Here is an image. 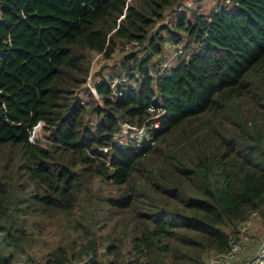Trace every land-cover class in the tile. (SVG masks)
I'll return each instance as SVG.
<instances>
[{
  "label": "trees",
  "instance_id": "1",
  "mask_svg": "<svg viewBox=\"0 0 264 264\" xmlns=\"http://www.w3.org/2000/svg\"><path fill=\"white\" fill-rule=\"evenodd\" d=\"M185 2L0 0V264H203L238 223L264 218V0H217L189 17L176 12ZM170 46L169 58L183 50L152 77ZM116 54L91 92V58ZM149 109L164 112L155 144L112 147ZM36 126L45 141L31 143ZM95 179L116 192L89 213L127 214L103 260L91 231L33 254L41 229L28 220H69Z\"/></svg>",
  "mask_w": 264,
  "mask_h": 264
},
{
  "label": "rangeland",
  "instance_id": "2",
  "mask_svg": "<svg viewBox=\"0 0 264 264\" xmlns=\"http://www.w3.org/2000/svg\"><path fill=\"white\" fill-rule=\"evenodd\" d=\"M217 5V0H197L194 4L193 7L194 9L196 8L199 12L202 13H208L215 9ZM190 8H187L186 15L189 17L190 15ZM177 18V14L173 15L171 17L172 21ZM172 47H168L165 51V56H169L172 51ZM134 49V51L138 50ZM121 54H116L113 58H111L109 61H104L102 58H99V56H93L91 58L90 62V80L87 81V84L89 86H92L94 83V80L97 81L101 76L97 75H102L106 76L108 75L109 70H112V66L115 65V63L118 61L119 57ZM167 59L166 57H163V59ZM169 58V57H168ZM160 66V62L158 65V68ZM168 66H170L168 64ZM46 133L41 129L40 130V135L38 136L39 139H44V136ZM90 192L89 195H87V198L90 201L89 205L83 206V211L79 210L76 211L75 215L70 217L69 220L64 219L63 217L55 218L52 220L48 219H30L28 220L29 223L37 224L39 228L41 229V234L35 236L36 238L39 239V242L36 243L32 248V253L36 254L37 257L46 250L47 248L56 245L59 243L61 240L63 241V238L69 233L72 234L73 238L77 240V244H80V242L85 241V237H91L88 236V232H92L96 235L97 240H98V245L95 251V257L97 259L103 260L104 258V253H101L102 249L105 243V239H107L108 234L114 235V237H119L121 234V230H127L126 225L124 223H121V225L118 227L117 230L111 231L117 223H119V220H124L125 223L127 222V214L122 215V217L115 216L111 218V220L105 222L104 219H101L100 212L99 214H90V209L95 212L96 209H99V204H101L102 201H104L108 196H114L116 189L108 182L100 181L98 179H95L91 185H90ZM82 198V197H81ZM101 201V202H100ZM90 207V208H89ZM97 217H96V216ZM83 219L86 220L84 225L82 227L77 228L76 231H73L72 227L77 226V222H84ZM99 219L97 221V224L95 225V220ZM251 226L249 227L247 234L244 236H238V241L240 245L242 246V251L241 253L237 256L234 262L231 264H240L245 257H249L252 254H254L258 248L260 247L261 243L264 240V218L259 217L258 215L255 217H251L250 219ZM102 222V223H101ZM30 225V224H29ZM125 225V226H124ZM35 234H38L36 230H34ZM127 246L123 248L122 252H127ZM212 254H208L204 260L203 264H208L209 260L211 259ZM87 260V258H86Z\"/></svg>",
  "mask_w": 264,
  "mask_h": 264
},
{
  "label": "built area",
  "instance_id": "3",
  "mask_svg": "<svg viewBox=\"0 0 264 264\" xmlns=\"http://www.w3.org/2000/svg\"><path fill=\"white\" fill-rule=\"evenodd\" d=\"M197 0H186V2L177 9V13L186 11L187 8H190L193 6V4ZM224 3H227V0H224ZM133 45H125L122 50L128 51L132 49ZM176 51L173 53V55L168 58L164 59L160 62V66L158 68L157 73H153L152 71H149V74L156 78L160 76L162 72H165L167 70L168 64L172 60V58L176 55L182 52L183 48L181 46H178L174 48ZM135 78L137 80H141L138 75L134 74ZM90 80V75L87 79V81ZM99 80L96 81V83ZM128 81V76H120L118 78H113L109 80L108 84L110 89L112 90L113 98L118 97V94L116 93L115 89L116 86L119 84H123ZM86 86L90 89L91 92H93V85L89 86V84L86 83ZM151 112H155L154 114L150 115V117L139 127H131L127 124H120L119 129L113 134L111 138V144L112 147L121 148V149H128V150H134L137 151L143 147L153 146L155 144V135L156 132L159 130L160 127V117L164 114L162 110H155V109H149ZM40 128L39 126H36L32 129V131L29 134V140L31 143H39L42 141H45L44 139H39L40 135ZM43 130V129H42ZM109 149L104 148L103 152L107 153ZM257 216L256 213H252L251 216L241 223H238L235 226L236 233L229 235L228 240V250L224 253L215 254L211 259L209 260L208 264H230L235 261L237 256L242 251V246L240 245L238 241V236H244L247 234V231L249 227L251 226L250 218ZM79 264V263H75ZM245 264H264V240L261 243L258 250L249 256L246 259Z\"/></svg>",
  "mask_w": 264,
  "mask_h": 264
},
{
  "label": "crops",
  "instance_id": "4",
  "mask_svg": "<svg viewBox=\"0 0 264 264\" xmlns=\"http://www.w3.org/2000/svg\"><path fill=\"white\" fill-rule=\"evenodd\" d=\"M247 258H248V257H245L244 260H243L240 264H245ZM230 264H231V263H230Z\"/></svg>",
  "mask_w": 264,
  "mask_h": 264
}]
</instances>
